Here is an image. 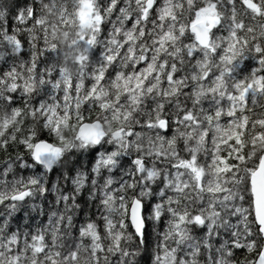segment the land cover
I'll return each mask as SVG.
<instances>
[{"label": "snow or ice", "instance_id": "6c2138e0", "mask_svg": "<svg viewBox=\"0 0 264 264\" xmlns=\"http://www.w3.org/2000/svg\"><path fill=\"white\" fill-rule=\"evenodd\" d=\"M10 147L0 264H264V0H0Z\"/></svg>", "mask_w": 264, "mask_h": 264}, {"label": "trees", "instance_id": "16d2710c", "mask_svg": "<svg viewBox=\"0 0 264 264\" xmlns=\"http://www.w3.org/2000/svg\"><path fill=\"white\" fill-rule=\"evenodd\" d=\"M248 63H249V67L245 70V73H244L245 75H247L248 72L251 71V67L253 66V62H248ZM242 67H244V65H242ZM15 154L16 153L13 151V148H11V147L9 148V151L7 153L0 151V161H3L4 159H6V157L8 155L14 156ZM201 159H203V157H201ZM16 174H17V176H19L21 174L26 176L29 173L22 172V170H21V171H17ZM9 179H11V176L9 177ZM33 215H35V213H33ZM43 219H44L43 217H38L36 220L32 221V226L34 227L35 225L40 224ZM19 222L21 224H24V223H27L28 221L26 219H21ZM13 227H15V224L13 225ZM150 251H151V249H150ZM241 255H243V253H238V258H240ZM144 264H150V256H146L144 258Z\"/></svg>", "mask_w": 264, "mask_h": 264}]
</instances>
